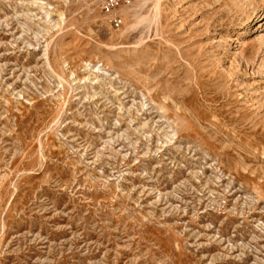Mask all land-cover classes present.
<instances>
[{
  "label": "rangeland",
  "instance_id": "1",
  "mask_svg": "<svg viewBox=\"0 0 264 264\" xmlns=\"http://www.w3.org/2000/svg\"><path fill=\"white\" fill-rule=\"evenodd\" d=\"M0 0V264H264V0Z\"/></svg>",
  "mask_w": 264,
  "mask_h": 264
},
{
  "label": "built area",
  "instance_id": "2",
  "mask_svg": "<svg viewBox=\"0 0 264 264\" xmlns=\"http://www.w3.org/2000/svg\"><path fill=\"white\" fill-rule=\"evenodd\" d=\"M118 3V0H106V3L104 5V7L107 10H110L111 8H113L116 4Z\"/></svg>",
  "mask_w": 264,
  "mask_h": 264
}]
</instances>
